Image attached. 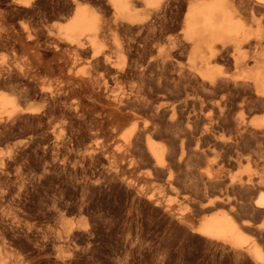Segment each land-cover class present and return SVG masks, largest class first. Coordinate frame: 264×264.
I'll list each match as a JSON object with an SVG mask.
<instances>
[{"label": "rangeland", "instance_id": "374dc122", "mask_svg": "<svg viewBox=\"0 0 264 264\" xmlns=\"http://www.w3.org/2000/svg\"><path fill=\"white\" fill-rule=\"evenodd\" d=\"M72 1L0 0V89L11 93L10 89L18 90L21 83L28 82L36 91L58 90L61 74L55 65L65 55L51 47L58 27L69 19L67 9ZM80 1L95 7L105 3ZM138 7L144 9L141 3ZM257 18L247 19L251 27L262 24ZM172 35L164 33L160 44L167 46ZM122 46L113 35L99 36L95 45L103 52L101 55L110 56L117 66L125 67L129 58ZM90 53L88 50L85 56L81 54L75 71L104 77L101 66H89L85 58ZM189 57L188 51H183L177 56L178 65L186 67ZM225 62L219 61L214 67L229 75L241 71ZM177 68H168L167 79L172 84L179 82L181 88ZM27 69L31 70L26 77ZM139 82L137 77H122L113 88L115 93L123 89L125 92L138 87ZM78 91L64 99L75 106L79 102L76 111L57 106L58 109L45 113L46 104L38 96L19 101L21 105L40 107V120L28 118V122L27 115L9 116L8 106L0 109V205L15 210L24 220L19 232L22 243L8 245L13 255L4 259L5 264H262L248 251V245L257 243L264 253V214L246 211L243 205L251 204L257 194L209 184L207 177L220 174L237 178L248 173L264 176V151L251 160L241 159L242 163L230 165L229 160L238 155L234 149L215 144L208 137L197 143L194 138H183L185 116L194 114L191 105H179L176 93L167 96L169 99L159 93L150 95L152 105L176 101L174 117L182 120L180 126H173L168 122L171 112L162 111L156 117L161 125L157 132L146 124L153 117L151 108L138 111L136 120L124 122L102 83L84 85ZM202 98L194 102L195 113L203 108L200 117L210 100ZM240 112L246 119L261 118L264 122V107L257 104L235 110L236 115ZM129 130L131 133L126 135ZM140 131L142 135L138 134ZM219 134L228 136L226 129ZM148 140L164 148L163 166L150 159ZM229 209H234L237 221L245 225L243 235L249 238V244L241 250L197 234L203 219ZM68 224L73 233L66 237Z\"/></svg>", "mask_w": 264, "mask_h": 264}, {"label": "bare ground", "instance_id": "6f19581e", "mask_svg": "<svg viewBox=\"0 0 264 264\" xmlns=\"http://www.w3.org/2000/svg\"><path fill=\"white\" fill-rule=\"evenodd\" d=\"M140 3L144 6V9H139L138 4ZM67 13H70L69 19L58 27L57 37L53 42V47H51L52 51H62V54L65 55L61 62L55 60L56 65L53 63L61 74L60 80H58V90L55 92L48 89L36 91L37 89L35 90V87L28 82L21 83L20 87H17L18 90L10 89L11 93L0 89V109L8 106L10 108L9 116L12 115L14 118L21 116L23 118L24 115H27L26 121L28 118L32 120L39 119L38 114L42 110H40V107H35V105L33 107L30 104L25 106L19 103L20 100L23 101L31 96L42 98L46 104L45 110L43 109L45 113L52 111L55 107L58 109L59 106L64 107L65 110L76 111L79 102L75 106L74 103L66 102L64 99L67 96H72L84 85L102 83L109 92V95L106 96L114 104H117L116 111L122 115L124 122L132 119L136 120L135 117L138 115V111L151 108L153 117L146 124H150L151 128L157 131L161 125L156 117L162 111L171 112L170 119L168 116L167 118L173 126H180L182 120L181 117H174L177 108L176 101L168 102L169 104L152 105L150 95L159 93L161 96L167 97L176 93L175 100L179 105L184 107L191 105L194 114L190 116L187 113L185 116L181 132L183 138H194L195 143H197L208 137V140L211 138L215 144L234 149L238 155L235 159L229 160L230 165L237 164V161L242 163L241 159L251 160V157H255L264 151V122L262 119H246L243 115L244 111L235 114L236 109L243 110L253 104H257L261 108L264 107V0H105L103 5L97 7L90 6L80 0H74L69 4ZM255 16L260 18L262 24L253 28L248 20L250 17L254 18ZM167 32L173 35L167 39V46H164L160 44V37ZM106 35L116 36L117 44H122L126 48V55L129 58L127 66H117L110 59V56L101 55L103 53H101V49H96L95 45L98 37ZM10 48L12 47L10 46ZM88 50L91 52L90 56L82 57V59H87L90 67L101 66L105 71L104 77L101 78L96 73L91 72L78 74L75 71V64L80 60L81 54L84 53L85 56V52ZM183 51H188L190 55L186 67L178 65L177 56ZM219 61H226L241 71L238 74L234 73V75L220 73L214 67ZM173 65L178 67L177 78L182 81L181 88L177 85L179 82L172 84L169 82L170 79H167V70ZM30 70L27 69L23 73L29 76ZM34 73L35 75L38 74L37 71ZM128 76L137 77L138 81L140 80L138 87L134 84L136 87L133 89L129 87V91L125 90L124 92L123 89V92L115 93L113 84L116 85L120 78ZM55 87H57V82ZM13 91H16V94L13 95ZM198 91L203 95V98ZM207 97L210 100L208 99L206 112L200 114V117L199 112L203 108L195 113L194 102L198 98H202V101H204ZM86 100L88 99L86 98ZM135 122L133 129H135ZM145 127L148 128L146 125ZM225 129L228 136L223 135L224 133L220 135L219 131ZM131 131L129 130L126 135H129ZM140 133L142 132L140 131L138 134ZM165 133L167 132L165 131ZM146 149L150 159L152 158L158 166H163V162L165 163L163 161L164 148L148 140ZM244 151L245 154H243ZM1 166L2 161L0 160V168ZM207 182L223 187L228 185L230 189L246 194L247 192L249 194L256 193L257 195L253 198L251 204L243 205L246 207V211L252 210L264 214V176H254L248 173L245 177L228 176L224 178L218 174L207 177ZM233 210H224L203 219L198 225L197 234L205 238L227 242L237 250L243 249L244 246L249 244V238L243 235L242 228L245 225L237 221V215ZM23 221L15 210L0 205V264H5L6 260L11 259L13 255L8 245L22 243L19 232L20 228L23 229L24 227ZM70 224L67 225V229L65 228L66 237L72 236L73 233V227ZM27 226L29 230L30 226ZM248 251L256 260L264 264V253L260 245L257 243L249 244Z\"/></svg>", "mask_w": 264, "mask_h": 264}]
</instances>
